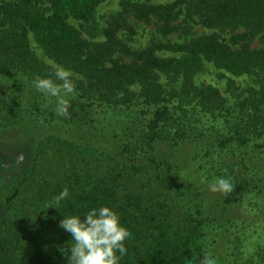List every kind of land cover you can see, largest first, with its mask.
Segmentation results:
<instances>
[{
  "label": "trees",
  "instance_id": "16d2710c",
  "mask_svg": "<svg viewBox=\"0 0 264 264\" xmlns=\"http://www.w3.org/2000/svg\"><path fill=\"white\" fill-rule=\"evenodd\" d=\"M105 1L0 2V73L16 71L27 74L31 80L55 79V67L46 66L31 49L32 36L56 65L82 78H71L75 88L66 97L69 114L63 118L86 130L95 124L94 105L89 100L107 105L105 109L129 105L136 99L130 90L139 88L141 104L154 108L147 124V149L142 157L130 154L129 149L117 151V143L110 140L107 143H114L115 147L111 148L113 152L116 150L112 155L111 148L103 141L75 145L69 140H52L65 142L62 147L83 149L84 154L93 158L114 161L116 157L122 169L143 166L140 169L157 176V180L175 186L184 196L194 197L196 201L188 203L187 223H177L172 213L174 207L159 198H149L128 186L123 190L116 184L117 179L106 181L108 173L98 180L81 174L84 182L89 183H76L80 187L67 189L68 198L54 209L60 220L64 215L83 218L88 211L101 206L113 209L129 233L119 264H201L205 256L211 257L210 229L224 228L236 215L250 209L253 201L260 204L264 198V142L249 145L252 126L257 123L264 127V46L254 47L256 40L264 44V0H176L166 5L125 2L122 13L103 30L102 41L84 38L69 20L91 21ZM129 16L154 22L157 34L164 40L156 39L146 48L133 50L118 36L121 28L135 34L126 22ZM195 24L211 32L195 36ZM174 34H179L182 41H169ZM159 52L177 56L160 57ZM206 63L234 78L257 77L262 82L259 90H250L249 96L235 107L243 117L241 121L248 124L231 129L228 136L218 134L219 137L211 132L194 137L186 134V130L170 132L171 122L180 119L184 123L188 106L198 107L203 114L214 118L232 117L234 111L228 108L227 99L217 88L195 83ZM162 76L179 84V90L169 94L178 102L177 118L167 102ZM234 87V80L229 79L228 88ZM36 142L28 137L19 147L9 150L0 163V264H21L13 248L20 239L13 201L15 192L30 179L38 148ZM183 163L190 164L194 174H188ZM220 177L230 178L234 190L227 195L217 192L216 205H212L217 211L211 212L200 185L209 186ZM150 186L153 188L154 184L151 182ZM64 189L46 180L42 189L46 198L40 201L51 198L53 203ZM69 256L68 251L55 250L42 257L40 264H68Z\"/></svg>",
  "mask_w": 264,
  "mask_h": 264
},
{
  "label": "rangeland",
  "instance_id": "374dc122",
  "mask_svg": "<svg viewBox=\"0 0 264 264\" xmlns=\"http://www.w3.org/2000/svg\"><path fill=\"white\" fill-rule=\"evenodd\" d=\"M10 1L12 0H0L1 3ZM174 1L176 0H106L96 9L91 21L80 23L70 19L69 23L77 28L84 38L102 41L103 30L122 13L125 2L166 5ZM126 19L127 24L135 30V34L130 35L121 28L118 36L133 50L146 48L156 39L164 40L157 34L154 22L146 23L133 16ZM210 32L200 24L194 25L195 36ZM168 40L182 41L179 34L170 36ZM30 44L31 49L46 66H58L43 52L32 36ZM263 46L264 44L258 40L254 42L255 48ZM158 55L160 57L177 56L164 52H159ZM70 72L71 78L82 80L78 74ZM229 79L235 82L232 90L228 88ZM32 81L27 74L21 72L0 73V163L4 161L3 157L9 150L19 147L28 137L36 139L38 145L30 179L14 194L13 209L15 221H18L15 223L18 226L17 235L20 239L17 242L14 240L13 248L21 264H40L42 257L55 250L70 252L71 243H74L70 241L71 235L60 227L61 220L52 207V205L56 206L55 202L51 203V198L40 201L46 198L42 189L46 180L49 179L56 187L69 189L73 186L78 188L80 186L75 184H82L85 181L81 174L87 177L93 176L94 180H98L108 176L106 174L108 173L109 177L106 181L111 182L117 179L116 184L123 187V190H126L128 186L149 198H159L169 207H174L172 213L177 223H187L188 203L191 200L195 202L194 197L184 196L178 189L176 190L175 186L164 180H157V176L141 170L143 166L132 170L122 169L119 168L116 157L114 161L111 158H93L87 153L84 154L83 149H76L69 145L62 147L65 142L61 143L57 140L73 141L75 145L101 141L107 143L110 140L109 142L117 143V151L129 149L130 154L134 153L142 157L147 149L145 145L147 124L154 108L144 107L141 104L142 100L138 96L139 88L130 90L136 99L129 105L105 109L107 105L103 106L95 99L89 100L94 105L92 118L95 124L86 130L58 116L54 111L55 98L46 99L34 89ZM161 82L167 91V102L174 109V117L177 118L180 114L177 110L178 102L169 94L178 91L179 84L171 83L165 76L161 77ZM195 83L198 86L217 88L227 99L228 108L234 111L233 115L214 118L203 114L198 107L188 106L184 123L180 119L176 123L171 122L168 130L172 133L186 130V134L192 137L210 132L228 136V131L231 129L248 124L241 121L243 117L237 114L235 107L238 108L239 103L249 96L250 90H259L262 86V82L257 77L234 78L210 63H206L205 70L196 76ZM75 96L78 95L75 94ZM94 125L97 129L93 127ZM250 130V146L264 142V127L261 124L255 123ZM52 138L57 139L52 140ZM107 145L108 148L115 147L114 143L112 145L107 143ZM114 152L112 150L110 154H115ZM183 165L188 170V174H194L190 164L183 163ZM151 182L154 184L153 188L150 186ZM84 183L89 182L86 180ZM200 191L207 196L205 202L208 210L217 211L212 208V205H216L217 202V192L210 191L206 183H201ZM237 219L239 221H236ZM208 234L209 254L215 264H264V198L260 204H255L253 201L250 209L244 214L236 215L229 225L221 229L213 227Z\"/></svg>",
  "mask_w": 264,
  "mask_h": 264
},
{
  "label": "clouds",
  "instance_id": "9594fccd",
  "mask_svg": "<svg viewBox=\"0 0 264 264\" xmlns=\"http://www.w3.org/2000/svg\"><path fill=\"white\" fill-rule=\"evenodd\" d=\"M54 77L55 79L36 77L32 86L46 98H55V113L66 117L70 107L66 97L75 88L71 79L72 73L56 66ZM209 189L227 195L234 190V185L230 178L220 177L209 184ZM68 196L69 191L64 189L54 198L55 204L58 205ZM60 227L71 235L70 241L74 242L71 243L68 264H119L125 251L124 245L129 238V233L121 225L119 215L107 206L93 208L83 218L64 215ZM201 264H215V261L205 256Z\"/></svg>",
  "mask_w": 264,
  "mask_h": 264
}]
</instances>
